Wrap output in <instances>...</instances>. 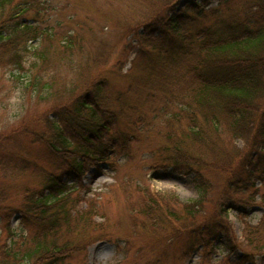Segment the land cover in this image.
Returning a JSON list of instances; mask_svg holds the SVG:
<instances>
[{"label": "trees", "instance_id": "trees-1", "mask_svg": "<svg viewBox=\"0 0 264 264\" xmlns=\"http://www.w3.org/2000/svg\"><path fill=\"white\" fill-rule=\"evenodd\" d=\"M147 1L151 12L144 33L136 37V32L129 28L134 33L132 37L138 41L139 37L160 41L168 35L174 38L173 45L183 50L188 46L178 42L182 38H175L181 36L186 24L195 20L189 12L204 15L202 6L209 0H202V4L189 0L180 10V0ZM37 3L0 0V65L11 68L12 79L21 93L15 115L26 112V105L33 98H55L48 113L20 122L22 126L14 140L25 136L29 143L42 145L56 167L40 169L20 151L11 150L15 144L10 145L13 135L0 136L2 178L8 180L12 173L16 178L34 171L31 173L41 174L46 180L43 182L42 177L39 188L24 186L17 203L7 197L9 189L0 182V264H86L83 255L87 245L110 238L112 226L105 216L102 221H95L100 212L94 198H84L88 205L83 210L79 208L77 187L86 164L108 161L117 152L118 142L127 137L119 138L113 132L121 112L119 104L112 102L115 98L107 94L108 70L102 68L106 63L102 61L91 74L93 57H74L82 54L83 48L77 33L54 32L51 26L39 23ZM220 7L215 31L201 30L204 35L199 48L198 41L191 43L199 53L191 54L189 59V97L180 98L186 108L181 109L182 116L177 120L184 121L185 128L168 141L171 148L165 157L166 166L184 175L193 174L198 197L183 202L174 193L170 196L139 187L136 197L127 201L128 207L134 209L132 217L138 215L137 219L142 221V231L153 236L149 247L158 242L170 248L176 244L184 248L183 255L188 258L198 251L202 259L211 258L217 238L231 234L224 221L231 208L244 218L250 206H264V0H221ZM155 8H162V12L170 9L169 16L163 19L162 12ZM210 36L212 40L207 39ZM35 41L38 44L31 45ZM141 51L151 54L149 50ZM159 51L165 52L162 47ZM66 54L69 57L64 62L70 70L75 69L71 76L63 72L61 65L58 74V66L54 67L52 61H60ZM136 60L141 61L139 53L134 65ZM42 65L55 70L42 75L32 72ZM134 65L124 74L120 68L110 73L131 78ZM237 142H242L244 148L240 149ZM210 170L226 173L227 178L215 204L218 209L213 213L206 212L204 206L207 197H213L211 184L206 180ZM16 212L21 218L13 225L11 219ZM244 229L251 239L255 236V241L263 240L264 217ZM250 255L242 254L235 264L251 260ZM156 257L155 249H144L134 264H163Z\"/></svg>", "mask_w": 264, "mask_h": 264}, {"label": "rangeland", "instance_id": "rangeland-1", "mask_svg": "<svg viewBox=\"0 0 264 264\" xmlns=\"http://www.w3.org/2000/svg\"><path fill=\"white\" fill-rule=\"evenodd\" d=\"M37 1L39 23L51 26L54 32L77 33L83 48L82 54L74 57L82 59L87 54L88 57L92 56L91 74L98 70L102 61L106 63L102 68L108 70V75L105 71L109 82L107 94L111 99L115 98L112 102L119 104L121 112L113 132H116L119 138L127 137L125 141L118 142L117 152L112 153L108 161L88 162L77 187V190H80L79 208L83 210L87 207L88 202L84 198H94L100 212L94 217L95 221H102L105 216L112 226L111 239L96 240L87 245L86 254L83 255L86 264H134L140 253L148 248L157 251L156 259L162 260L163 264H202L201 260L205 261L204 264H235L240 262L242 254L247 252L251 253L249 256L251 260L244 264H264V239L255 241V236L251 239V235H247L248 231L244 229L247 225L258 224L264 217V206L260 203L250 206L244 218L239 216L237 209L229 210L224 221L230 226L231 234L229 237L221 235L217 238L212 245V256L210 259L207 257L208 260L202 259L199 251L194 252L190 258L185 257L184 248L176 244L170 248L169 245L166 247L163 242H158L155 247H149L152 244L149 240L153 236L142 231V226L140 228L142 221L137 219L138 215L132 217L134 209L131 210L127 205L128 199L136 195L139 187H147L154 193L164 192L170 196L174 193L183 202L198 197L192 179L193 174L184 175L171 166H166L165 157L171 148L168 141L179 136L180 129L185 128L184 121L178 123L177 119L182 116L181 109L186 108L180 98L187 100L189 97L186 84L190 79L188 73L191 69L190 56L199 53L196 46L199 48V42L203 40L204 34L201 30L209 28L212 32L217 28L214 24L218 12H221V0L205 2L202 6L201 14L204 12L202 16L189 12L195 20L186 24L181 36L175 38V40L182 38L178 42L186 44L187 48H190L187 51V48L181 50L173 45L174 38L168 35L160 41L152 37L150 40L139 37L138 41L132 37L135 32L136 37L144 33V25L149 20L148 12H151L147 0ZM151 1L158 3L157 0ZM186 1L177 4L179 10L189 3V0ZM155 9L157 12L159 10V13L162 12V8ZM169 10L164 9L160 16L167 18ZM129 28H132L134 33L129 31ZM184 35L186 38L182 37ZM212 38L210 36L207 39ZM194 41L198 42L192 47L191 43ZM37 44V41L31 42V45ZM161 47L165 52L159 51ZM141 49L149 50L151 54L146 55ZM138 53L141 61L136 60L134 65V58ZM68 57L66 54L60 61L52 60L54 67L58 66V74L60 65L67 75L71 76L74 73L75 69L70 70V66L64 62ZM132 65L134 73L131 78L121 77L117 72L116 75L110 73L120 68L124 74ZM54 67L46 68L42 65L40 70L33 68L32 72L42 75L55 70ZM10 72L11 68L0 65V136L9 134L10 138L13 135L10 145L15 144L10 147L11 150L20 151L23 156L33 160L40 169L43 167L44 170H50L56 166L48 157L46 149L42 145L29 143L28 137L25 136L14 140V134L16 135L17 129L22 126L20 122H28L29 118L34 119L38 115L48 113L49 108H53L52 101L55 98L50 97L45 101L33 98L34 100L26 105V112L15 115L19 111L17 103L20 102L18 96L21 93ZM24 117L28 120L22 119ZM237 145L240 149L244 148L242 142H237ZM226 148L232 150L228 146ZM31 172L34 173L26 171L16 178L12 173L8 180L0 176V182L6 184L3 187L9 189L7 197L12 198V201L15 200L17 203L20 200L24 186L39 188L42 185V177L43 182L46 181L45 176ZM225 174L218 170L207 172L206 180H209L210 189L213 191V197L211 194L204 202L208 213L218 209L215 204L222 183L227 180ZM75 196L77 195L74 194ZM20 218V214L16 212L11 223L18 224Z\"/></svg>", "mask_w": 264, "mask_h": 264}]
</instances>
